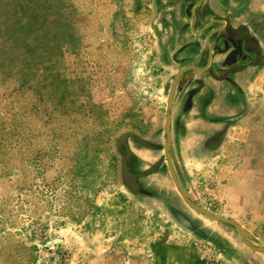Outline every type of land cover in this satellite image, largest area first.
Wrapping results in <instances>:
<instances>
[{"label": "rangeland", "instance_id": "1", "mask_svg": "<svg viewBox=\"0 0 264 264\" xmlns=\"http://www.w3.org/2000/svg\"><path fill=\"white\" fill-rule=\"evenodd\" d=\"M154 1L0 0V264H264L181 201L166 165L149 188L160 201L125 184L123 144L164 137L172 74L154 61ZM234 109L196 131V156L214 160L180 165L196 204L219 215L228 171L264 168V116L251 145ZM247 169L258 203L238 219L263 246L264 172Z\"/></svg>", "mask_w": 264, "mask_h": 264}, {"label": "flooded vegetation", "instance_id": "2", "mask_svg": "<svg viewBox=\"0 0 264 264\" xmlns=\"http://www.w3.org/2000/svg\"><path fill=\"white\" fill-rule=\"evenodd\" d=\"M150 18L154 19L157 35L154 61L161 68L171 69L172 74L165 85V116L166 101L178 76L170 130L175 114L179 121L193 111L200 115L208 112L212 119L228 101L243 110L245 93L256 82L264 84V0H232L230 4L155 0ZM164 125L165 117L163 135ZM162 144L165 145V135ZM126 145L125 142L121 174L134 185L128 172L130 156Z\"/></svg>", "mask_w": 264, "mask_h": 264}, {"label": "crops", "instance_id": "3", "mask_svg": "<svg viewBox=\"0 0 264 264\" xmlns=\"http://www.w3.org/2000/svg\"><path fill=\"white\" fill-rule=\"evenodd\" d=\"M214 3H221V2H227L230 4L232 0H212ZM238 22V21H236ZM235 23V22H234ZM218 34V33H217ZM261 84V85H260ZM263 83L256 82L253 84L248 90V94L245 93L246 99V106L242 110L240 107L236 108L232 111H234V114L236 115L237 123H245L247 124V139L246 142H252L251 145H254V139L252 137V133L256 132V128L252 129L250 127V123L257 122L256 116H258V120L264 116V111L260 109V107H257L256 104H260L261 101L264 100V93H260L261 89L263 88ZM256 89H258L256 91ZM255 91V92H254ZM223 92V91H222ZM254 92V93H253ZM241 94V93H240ZM257 98L259 100V103H257ZM244 100V97H242ZM220 103L222 102V99L218 100ZM230 104V102H226V105ZM225 105V106H226ZM233 107V106H232ZM224 106H222V109L219 108V110L215 111L212 119H215L218 116H222L225 114ZM159 111L156 112L158 114ZM240 114V116H238ZM227 115V114H226ZM177 114L172 116V127H171V138H172V146L174 150V160L173 165L174 169L177 175V178L179 179L180 183L182 184L185 192L187 193L189 199L196 204L194 199L191 197V194L189 190L187 189L186 182L182 175V170L180 165L184 162L187 164H194L193 168L196 169V165L199 162H205V161H211L214 160L213 157L217 156V152H215L214 156H208L203 154H198V157L196 156V153H201L204 151L203 142L198 143L200 141H204V136L201 135L199 132L198 134L196 131L203 127V125H208L210 123L209 114L206 112L204 115H200L197 111H193L191 114L186 115L187 118H182V121H179L176 117ZM179 116V115H178ZM181 118V116H179ZM164 123V122H163ZM233 123V122H232ZM260 123V122H259ZM237 124V125H238ZM211 125H214L217 130H215V136L217 137L219 134L217 131H219L220 127L219 124L211 123ZM156 126V125H155ZM254 126V125H253ZM161 129V127H160ZM159 129V130H160ZM246 129V128H245ZM158 130V131H159ZM223 130V129H222ZM220 130V131H222ZM226 130H228L226 128ZM162 132V129L160 133ZM217 132V133H216ZM261 131H259V135ZM227 133V131H226ZM226 133H222L224 137H227ZM196 134V135H195ZM221 133L219 137H221ZM211 137V138H214ZM139 139H133L132 138V145L128 142L126 147H128L129 151V167L128 172L131 177H133L134 180V190H131L134 192L138 197L143 198H149L152 200H158V196L160 195L159 189L160 185L157 186L158 190H150V186L152 184H155V176L160 172V168L164 165H166L165 162V151L163 145V141L159 140L158 142L155 141H148L146 139L142 140L140 137ZM209 139V137H208ZM207 139V140H208ZM250 145V146H251ZM204 153V152H203ZM252 159V156H249ZM250 164V163H249ZM242 165L237 168L231 169L228 171L226 177L224 178L225 181L219 184L220 192H219V200L222 202L223 205H226L224 212H221L220 216L232 219L233 221L237 222L239 225H241L243 228H245L242 225V222L238 219L240 216V211L244 210L250 206H255L258 203V200L255 198V194L253 190L255 191V188H257L258 185H256L254 188H247L243 189L242 187V181L244 180L243 177V170L244 168H248L246 170V173H256V172H264V168H262L259 171L253 170L250 168V165ZM167 167V165H166ZM260 169V168H258ZM168 171V169H167ZM125 181V179H124ZM126 184V183H125ZM127 186V184H126ZM128 187V186H127ZM237 187V188H236ZM129 188V187H128ZM244 190V191H243ZM262 190V189H261ZM253 193V194H252ZM222 194V195H221ZM259 194V192H258ZM160 201V199H159ZM198 205V204H196ZM235 205V207L233 206ZM199 206V205H198ZM201 207V206H200ZM242 207V208H241ZM204 208V207H202ZM207 209V208H204ZM211 212H213L210 209H207ZM215 213V212H213ZM244 214L246 211L243 212ZM217 214V213H216ZM243 214V215H244ZM244 217V216H243ZM178 223H182V221L177 218ZM220 224V223H216ZM223 226H227L224 224H221ZM229 227V226H227ZM230 228V227H229ZM232 229V228H231ZM246 229V228H245ZM248 231V229H246ZM251 235L252 233L248 231ZM254 237V235H252ZM258 254H264V253H258Z\"/></svg>", "mask_w": 264, "mask_h": 264}, {"label": "water", "instance_id": "4", "mask_svg": "<svg viewBox=\"0 0 264 264\" xmlns=\"http://www.w3.org/2000/svg\"><path fill=\"white\" fill-rule=\"evenodd\" d=\"M177 77H175L167 101H166V116H165V125H164V135H165V162L167 165L168 173L170 176V179L178 192V195L181 199V201L192 211L196 212L197 214L207 218L208 220L214 222V223H220L229 226L234 231H236L240 241L252 252L255 253H264V245L263 246H255L252 244L253 236L241 225H239L237 222L233 221L232 219L220 216L219 214L213 213L207 209H204L195 203H193L187 193L185 192L182 184L180 183L179 179L177 178L173 160H174V150L172 146V138H171V131H170V121H171V107H172V97L174 93V88L176 84ZM125 183L129 187V189L134 190V185L125 179Z\"/></svg>", "mask_w": 264, "mask_h": 264}]
</instances>
